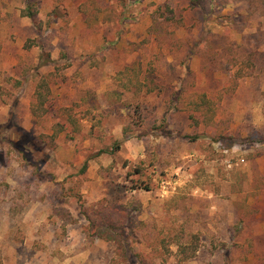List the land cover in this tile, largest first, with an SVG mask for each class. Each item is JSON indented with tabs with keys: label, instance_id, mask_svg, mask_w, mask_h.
<instances>
[{
	"label": "rangeland",
	"instance_id": "374dc122",
	"mask_svg": "<svg viewBox=\"0 0 264 264\" xmlns=\"http://www.w3.org/2000/svg\"><path fill=\"white\" fill-rule=\"evenodd\" d=\"M120 1L40 0L36 32L0 0L2 264H264V0ZM100 201L131 219L126 260L87 231ZM179 230L200 238L181 263L159 241Z\"/></svg>",
	"mask_w": 264,
	"mask_h": 264
},
{
	"label": "trees",
	"instance_id": "16d2710c",
	"mask_svg": "<svg viewBox=\"0 0 264 264\" xmlns=\"http://www.w3.org/2000/svg\"><path fill=\"white\" fill-rule=\"evenodd\" d=\"M94 1L95 0H91V2ZM124 1L126 0L120 1V5L123 9L125 6V4H123ZM129 1L130 0H128V2ZM211 1L214 2V0ZM187 2L190 8H199L202 6L201 0H187ZM22 3L23 6L20 8L19 12L20 16L28 18L35 31L39 32L43 24V20L38 17L40 0H22ZM166 9L169 14L165 19H173V10L169 8V5H166ZM82 11L88 15L87 19L91 17L90 12L87 9H83ZM121 14H123L122 11ZM30 43L31 42L27 44V47L31 46ZM49 83L50 82L48 75L40 76L35 83L33 96L29 106V111L35 118H42L48 113V107L46 103L50 95ZM199 97V102H196L193 109L203 113L205 121L208 122L210 119H212L215 112L213 102L211 103L209 101L205 93L200 94ZM190 117L193 122L197 124V116L195 117V115L191 114ZM70 121L72 124H74L72 120ZM62 126L63 125L60 122H57L53 125V131L50 134H41L39 137L44 142L53 144L56 136L63 131ZM86 167L87 164L85 163L82 170L86 169ZM53 211L56 213L58 218L63 220V222L71 221V216L67 213L66 210L59 207H54ZM82 212L87 219L86 228L89 234H93L99 238L115 242L117 254L122 260H126L128 256L126 253V248L123 245L120 228L123 226V224L130 225L131 219L125 216L122 211V206H120V204L109 203V201H107L106 203L104 201H100L99 203H94L85 207ZM173 236H175L176 238V240H174V244L176 245L174 255L178 263L188 261L196 256V253L200 246L199 235L197 233H190L189 235L185 236L182 230H179L177 233L167 236L166 238L168 239L162 237L159 240L161 248H163V252L165 254L170 252L168 244L171 242V240L169 239H171V237ZM0 264H2L1 260Z\"/></svg>",
	"mask_w": 264,
	"mask_h": 264
}]
</instances>
